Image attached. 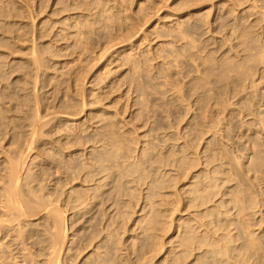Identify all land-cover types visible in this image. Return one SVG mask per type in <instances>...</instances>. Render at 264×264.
<instances>
[{"label": "rangeland", "instance_id": "374dc122", "mask_svg": "<svg viewBox=\"0 0 264 264\" xmlns=\"http://www.w3.org/2000/svg\"><path fill=\"white\" fill-rule=\"evenodd\" d=\"M182 2L0 0V188L66 208L64 264H264V0ZM1 205L2 264L46 259Z\"/></svg>", "mask_w": 264, "mask_h": 264}, {"label": "bare ground", "instance_id": "6f19581e", "mask_svg": "<svg viewBox=\"0 0 264 264\" xmlns=\"http://www.w3.org/2000/svg\"><path fill=\"white\" fill-rule=\"evenodd\" d=\"M149 1V0H148ZM160 3L161 1L163 0H159ZM187 1V0H186ZM158 2V1H157ZM183 2H185V0H183ZM182 2V3H183ZM191 2V0H190ZM195 2V1H194ZM155 4V2H153ZM164 3V2H163ZM189 3V2H187ZM165 4V3H164ZM190 4V3H189ZM194 4V3H193ZM152 5V4H151ZM158 5V4H156ZM181 5V4H180ZM186 5V3L184 4ZM190 6V5H188ZM152 7V6H151ZM155 7V6H153ZM152 7V8H153ZM161 7V6H160ZM180 7V6H179ZM182 7V6H181ZM180 7V8H181ZM156 8V7H155ZM176 9H179V8H176ZM153 10V9H152ZM181 10V9H180ZM153 12V11H152ZM146 14V13H145ZM146 16V15H145ZM140 17V15H139ZM126 18V17H125ZM138 18V17H137ZM144 18V17H143ZM140 19V18H138ZM142 19V17H141ZM146 19V18H145ZM136 20V19H135ZM144 20V19H142ZM149 20V19H148ZM133 21V20H131ZM147 21V20H146ZM134 23V22H133ZM137 23V21L135 22ZM139 23V21H138ZM141 23V22H140ZM145 23V22H143ZM142 24V23H141ZM126 25V24H125ZM129 25V24H128ZM133 26V24H130ZM136 25V24H135ZM140 25V24H139ZM128 27V26H127ZM138 27V26H137ZM136 27V28H137ZM124 28V27H123ZM133 28V27H132ZM135 28V27H134ZM121 30V29H120ZM128 30V29H127ZM137 30V29H136ZM135 30V31H136ZM130 31V30H129ZM125 33V31H123ZM127 32V31H126ZM119 33V32H118ZM144 33V32H143ZM119 36V34H117ZM120 36L122 37V33H120ZM126 36V35H125ZM128 36V35H127ZM111 37V36H110ZM113 37V36H112ZM124 38V37H122ZM118 39V38H117ZM128 39V38H127ZM110 40V39H109ZM125 40V39H124ZM123 40V41H124ZM121 42V40H120ZM33 132V130H32ZM31 132V133H32ZM32 136H33V133H32ZM27 142V141H26ZM29 145V144H28ZM28 145H25V146H28ZM29 147V146H28ZM26 147V148H28ZM30 148V147H29ZM28 148V149H29ZM11 158V157H10ZM9 160V159H8ZM12 160V159H10ZM16 160V159H15ZM19 159L15 162H13V160L8 164L9 168L6 172V175L4 174V176H6V179L4 177L3 179V185L4 186H1L2 188H0V190H2V198L3 200L1 199L0 200V203H2L1 207L4 208V209H11L13 210L12 212V215L14 216L13 219L21 215L25 216V215H29V214H34L33 210L34 208H37L39 210H44L45 211V214L48 218H51L52 222H53V226H54V230L50 231V234H49V237H48V257L46 259H43L42 261H39L38 260V263L36 264H64V259L62 257V245L64 243V240H65V237H66V232H67V227H66V222H67V218H66V214H65V209L66 208H61L59 205L57 206L54 201H56V199L52 196H50L49 194L46 195L45 194H41V195H37L35 196L36 199L35 201V205H31L29 202H28V198L26 200V197L25 199L22 198V195L21 192V188L20 186L18 185V181H19V178L18 175L20 176V174L18 173V171L22 168L23 165H21V167L19 166L21 164V160H20V163H18ZM20 167V168H19ZM19 168V169H18ZM3 172V171H2ZM21 173V171H19ZM2 174V173H1ZM1 184V183H0ZM2 185V184H1ZM23 188V187H22ZM41 188V187H40ZM39 188V189H40ZM30 189H31V185H30ZM24 190V189H23ZM35 190V189H34ZM43 190V188H42ZM29 191V190H28ZM27 191V192H28ZM48 191V190H47ZM1 192V191H0ZM24 192V191H23ZM22 192V193H23ZM26 192V193H27ZM37 192V191H36ZM40 192L42 193V191L40 190ZM25 193V194H26ZM49 193V192H48ZM35 195V194H34ZM25 196V195H23ZM29 196V194L27 195ZM31 196V195H30ZM32 197V196H31ZM34 199V198H33ZM75 206V205H73ZM10 211V210H9ZM2 212H6V210H3ZM11 212V211H10ZM15 212V213H14ZM5 214V213H4ZM3 214V216H4ZM2 215V214H1ZM10 218H4L2 220H0V224H4V221L5 223L8 224ZM3 222V223H1ZM17 226L19 227V229L22 228V225H21V222L18 220L17 222ZM5 225V224H4ZM3 226V225H2ZM4 227V228H3ZM3 227H0V232L2 233V230L4 229L5 230V226ZM8 227V226H7ZM6 227V229H7ZM9 228V227H8ZM10 229V228H9ZM18 229V230H19ZM21 231V232H20ZM22 233V230H19V232L17 233V236L19 238H21V236L23 235ZM26 234V233H25ZM74 235H76V233H74ZM79 236H77L78 238ZM23 238V237H22ZM26 239V238H25ZM44 238L40 237V236H36L35 238V241L34 243L38 244V243H41L43 241ZM85 240V239H84ZM91 242V237L88 239V240H85L84 243L83 241H81L78 245H77V242H72L71 244V247H68L67 251L71 250L69 253H65L66 257L70 258L71 256H73V252H72V249L75 248V249H79V251H82L85 247H86V244L90 243ZM37 249V248H36ZM38 250V251H37ZM37 250H34L35 253L32 252H29V254L27 256H30V260H28L26 262V264H35V258L36 256H40L42 253H41V248L39 247ZM62 250V251H61ZM40 251V252H39ZM97 254H100V252H98ZM2 255V254H1ZM2 257V256H1ZM65 258V257H64ZM27 260V258H26ZM100 260H102V256L99 255L97 256L93 261H89L90 263L89 264H97V262H99ZM3 261H0V264H2ZM32 262V263H30Z\"/></svg>", "mask_w": 264, "mask_h": 264}]
</instances>
